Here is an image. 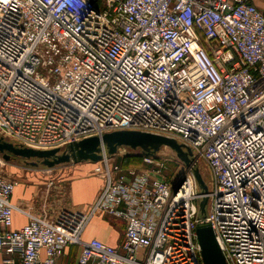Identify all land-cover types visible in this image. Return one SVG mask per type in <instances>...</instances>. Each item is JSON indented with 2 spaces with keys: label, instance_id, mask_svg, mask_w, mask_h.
Masks as SVG:
<instances>
[{
  "label": "built area",
  "instance_id": "obj_1",
  "mask_svg": "<svg viewBox=\"0 0 264 264\" xmlns=\"http://www.w3.org/2000/svg\"><path fill=\"white\" fill-rule=\"evenodd\" d=\"M120 130L192 151L177 193L155 156L145 154L156 163L147 170L104 152L94 172L105 184L89 213L30 215L15 229L19 182L0 174L2 264H57L73 246L76 264H203V222L228 264H264V8L253 0H0V137L65 151ZM200 162L206 194L193 174ZM97 213L124 222L119 246L84 238Z\"/></svg>",
  "mask_w": 264,
  "mask_h": 264
},
{
  "label": "water",
  "instance_id": "obj_2",
  "mask_svg": "<svg viewBox=\"0 0 264 264\" xmlns=\"http://www.w3.org/2000/svg\"><path fill=\"white\" fill-rule=\"evenodd\" d=\"M120 147H129L134 150L141 149L146 155H153L162 147H168L175 152L178 159L186 167L191 168L193 163V159H191L192 151L179 144L175 139L136 130H120L106 133L101 137H90L70 145L65 151L59 149L34 150L7 142L3 137H0V154L4 160L9 161L12 157H19L30 163L28 160L36 159L48 167L70 163L71 161L75 164L85 161L98 163L102 160L104 152L114 155ZM31 164L39 165L37 162H32ZM193 174L202 194H206L208 187L199 168H193ZM183 181L184 176L175 179L173 183L174 193H177ZM207 203L208 198L206 196L199 203L200 214L203 216L206 214ZM196 236L201 248L203 264H228L209 224L204 222L199 224L196 228Z\"/></svg>",
  "mask_w": 264,
  "mask_h": 264
},
{
  "label": "crops",
  "instance_id": "obj_3",
  "mask_svg": "<svg viewBox=\"0 0 264 264\" xmlns=\"http://www.w3.org/2000/svg\"><path fill=\"white\" fill-rule=\"evenodd\" d=\"M253 2L261 9L264 8V0H253ZM81 165L82 167L76 169L74 178L68 182L65 188H62V184L54 190L51 189L46 193L43 192L40 194L34 187H27L22 184L18 185L11 198L13 204L19 209L14 214L13 227L19 229L28 224L30 215L39 217L47 216L50 220H54L58 212L63 208L89 213L105 183L104 179L94 172L97 164L92 168L88 164ZM102 215L101 213H97L92 218L89 226L85 230L84 238L86 240L97 238L112 246H119L124 235H122L121 240L120 236H117V239H114L113 236H108L106 233L108 230L102 229L100 225L103 224L100 219H97L99 216L103 218ZM76 250H78L77 246L70 247L68 253ZM4 256L5 254L1 252L0 264H2ZM66 257L58 259L57 264H66L64 262ZM68 260L69 258L65 261ZM76 261L77 257L71 264H76Z\"/></svg>",
  "mask_w": 264,
  "mask_h": 264
},
{
  "label": "rangeland",
  "instance_id": "obj_4",
  "mask_svg": "<svg viewBox=\"0 0 264 264\" xmlns=\"http://www.w3.org/2000/svg\"><path fill=\"white\" fill-rule=\"evenodd\" d=\"M4 139L7 142L15 144L14 140L12 139L6 137H4ZM116 154L117 156L119 155L118 157L116 156L118 159L121 158L122 155H125V157H127L128 159V164L135 168L147 170L156 169V163L150 164L144 161L145 153L141 149L134 150L129 147H120ZM153 156H155L156 161L165 163V167L162 170V176L167 179H176L178 174H180V172H182V170L186 168V165L178 159L175 152H173V150L168 147H162L158 152L153 154ZM28 162L30 163L25 162V159L19 157H12L9 161H6L0 154V174L7 178L17 180L19 182V185L22 184L27 187H34L36 191L40 192V194L43 192L46 193L51 189L54 190L56 187H59L62 184V188H65L68 182H70V180L74 178L76 169L82 167L81 164H88L91 166V168L93 166L95 167V165L97 164L90 161L75 164L73 161H71L70 163L48 167L46 165H43L36 159H30L28 160ZM32 162H37L39 163V165L35 166L31 164ZM195 168H199L204 181L206 182V184H209L210 176L204 163L200 162V164ZM210 187L211 186L209 185L208 188ZM102 216L103 218H101L100 216V218L97 217V219H100L103 224L100 225V227L102 229L104 228L106 231L108 230L106 232L108 236H113L114 239H117V236H120L121 240L122 235H124V222L120 219H116L110 216ZM77 249L78 250L74 252L68 253L66 259L69 258V260H64L66 264L73 263L79 253V248L77 247Z\"/></svg>",
  "mask_w": 264,
  "mask_h": 264
}]
</instances>
